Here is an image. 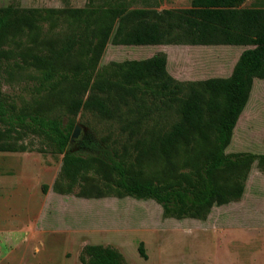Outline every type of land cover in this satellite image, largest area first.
Listing matches in <instances>:
<instances>
[{"label": "rangeland", "instance_id": "rangeland-1", "mask_svg": "<svg viewBox=\"0 0 264 264\" xmlns=\"http://www.w3.org/2000/svg\"><path fill=\"white\" fill-rule=\"evenodd\" d=\"M119 0H0V6L61 10L106 7ZM129 8L179 9L191 0H124ZM241 7H264L245 0ZM65 17L48 14L40 37L65 33ZM21 40L20 48L26 39ZM242 45L106 42L76 115L77 137L94 135L127 166L131 181L163 188L198 186L201 168L217 153L191 134L179 106L136 61L163 53L180 81L225 77L236 70ZM30 67L0 66V93L13 110L69 118L65 95L47 93ZM66 85H59L56 90ZM224 98V96H223ZM73 128V127H72ZM72 131V130H71ZM26 149L0 151V264H82L85 244L115 248L126 264H264V77L252 78L246 104L223 153L254 155L240 196L212 206L203 219L163 216L151 198L120 191L109 165L92 157L65 159L27 133ZM262 169H261V168ZM141 241L145 253H137Z\"/></svg>", "mask_w": 264, "mask_h": 264}, {"label": "trees", "instance_id": "trees-1", "mask_svg": "<svg viewBox=\"0 0 264 264\" xmlns=\"http://www.w3.org/2000/svg\"><path fill=\"white\" fill-rule=\"evenodd\" d=\"M243 1L191 0L188 7L161 10L129 8L124 0L106 7L61 10L0 6V66L30 67L47 93L65 95L69 115L62 120L38 109L15 111L0 93V151L24 150L20 137L38 135L50 151L62 153L65 159L85 156L109 165L120 191L151 198L161 206L163 216L176 219H203L212 206L237 199L254 155L223 153V149L246 104L252 78L264 77V7H241ZM49 12L65 17L67 32L41 38V23ZM20 36L26 39L22 48ZM108 40L121 45L248 46L238 55L230 80H177L168 74L165 55L159 52L136 61L137 69L160 83L179 106L187 130L208 150L215 134L217 153L202 165V184L163 188L154 182L131 181L127 166L109 144L91 134L70 139V118L81 106ZM63 83L66 89L56 90ZM258 159L264 162V155ZM136 249L145 258L141 241ZM78 259L82 264H126L115 248L93 243L82 246Z\"/></svg>", "mask_w": 264, "mask_h": 264}, {"label": "water", "instance_id": "water-1", "mask_svg": "<svg viewBox=\"0 0 264 264\" xmlns=\"http://www.w3.org/2000/svg\"><path fill=\"white\" fill-rule=\"evenodd\" d=\"M78 130H79V127L78 125H74L73 128H72V131L70 133V139H75L77 137V134H78Z\"/></svg>", "mask_w": 264, "mask_h": 264}]
</instances>
